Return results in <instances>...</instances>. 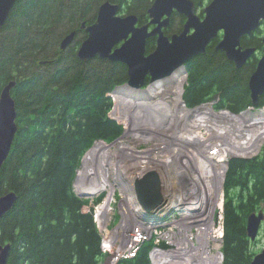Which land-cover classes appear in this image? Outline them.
Here are the masks:
<instances>
[{"label": "trees", "instance_id": "1", "mask_svg": "<svg viewBox=\"0 0 264 264\" xmlns=\"http://www.w3.org/2000/svg\"><path fill=\"white\" fill-rule=\"evenodd\" d=\"M103 1L18 0L0 28V93L9 81H16L11 94L17 114V131L0 168V195L16 194L13 206L0 218V244H11L5 264L101 262V234L92 214L83 211L89 199L75 192L74 180L94 142L110 143L123 131L109 116V93L127 81L125 65L98 56L82 61L77 55L86 36L81 23L93 22ZM109 1L121 14H136L140 22L147 21L153 2ZM195 2L201 6L204 0ZM73 30V41L60 49L61 39ZM263 33L264 21L241 39L243 47H255L256 52L240 68L214 49L216 40L205 53L190 58L186 105L218 95L216 109L239 113L250 106L248 80L262 51ZM153 44L151 39L147 49ZM258 106H264V93ZM223 188V264H250L257 239L250 240L246 222L250 213L264 208V141L257 155L229 159ZM150 247V242L144 243L134 257L117 264H150Z\"/></svg>", "mask_w": 264, "mask_h": 264}, {"label": "built area", "instance_id": "2", "mask_svg": "<svg viewBox=\"0 0 264 264\" xmlns=\"http://www.w3.org/2000/svg\"><path fill=\"white\" fill-rule=\"evenodd\" d=\"M185 81L183 72L178 81L167 84L171 87L158 88L159 94L153 95L152 102L140 100L143 104L137 113L144 115L142 124L145 125L142 130L135 127L129 135L145 148L131 145L127 158L140 161L139 166L144 168L132 176L126 171L128 167L114 163L107 170V183L101 190L106 191V195L91 209L102 235L101 250L105 255L114 253L113 262L134 257L145 242H150L151 264H215L207 250L217 252L218 264L222 263L221 251L214 252L211 246L219 248L223 238V183L228 161L231 156H252L257 149L251 146L244 132L228 130L226 110L216 111L210 102L186 107L182 100ZM122 92V87L115 88L111 94L114 102ZM177 101L186 111L185 120L173 118ZM151 106L155 109L154 116ZM137 113L131 116L133 120L137 121ZM148 114H152V121L147 119ZM209 116L215 120L220 117L221 122L212 126L203 124L197 135L183 131L188 122ZM146 153L158 160L160 166H146L140 158ZM149 168L156 169L161 176L165 201L157 212L147 215L132 200L123 202L127 199L123 185H130ZM116 190L120 196L118 204L114 196ZM117 212L120 216L116 221ZM206 227L210 232L208 239L203 233Z\"/></svg>", "mask_w": 264, "mask_h": 264}, {"label": "water", "instance_id": "3", "mask_svg": "<svg viewBox=\"0 0 264 264\" xmlns=\"http://www.w3.org/2000/svg\"><path fill=\"white\" fill-rule=\"evenodd\" d=\"M17 1L0 0V28ZM173 11L183 14L186 20L180 32L167 36L162 28L168 25ZM147 14L149 21L138 25L136 14L120 15L116 3L103 1L95 20L87 25L85 21L81 24L87 36L78 47V58L88 61L98 56L111 62H122L127 66V81L124 84L140 89L145 85L146 75L152 84H156L179 68H185L190 58L205 53L208 44L221 33L216 49L223 51L227 60L240 68L255 52V47H243L241 39L254 32L264 21V0H210L203 8L202 18L195 12L193 0H153ZM150 25H154L151 30L148 29ZM75 33L73 30L61 39L60 49H65L73 41ZM151 36H156L155 46L146 53V41ZM262 45V54L248 80L251 104L254 106L258 105L264 93V34ZM15 85V80L9 81L0 93V168L10 153L17 131L16 106L11 94ZM131 191L135 203L147 215L157 212L164 202L157 170L149 169L137 176L131 184ZM76 193L80 197L91 196L88 192ZM15 200L16 194L12 191L0 195V218L11 209ZM263 220L262 209L248 215L246 230L250 240L257 238ZM10 249V243L0 244V264L7 262ZM113 256L108 255L104 264H112ZM250 264H264V248L253 256Z\"/></svg>", "mask_w": 264, "mask_h": 264}, {"label": "bare ground", "instance_id": "4", "mask_svg": "<svg viewBox=\"0 0 264 264\" xmlns=\"http://www.w3.org/2000/svg\"><path fill=\"white\" fill-rule=\"evenodd\" d=\"M175 81H178V77L176 75L171 78L170 83H174ZM164 84L167 85L165 82ZM167 86L171 87L169 85ZM141 92H132L129 88H127L124 92L118 94L116 98L113 114L119 117L125 124H127L124 135L129 134V132L132 131L135 127L140 130L144 128L145 124L139 122L135 123L136 120H133L131 116L137 113V110L143 104V102L140 101L141 99L152 102L151 99L153 97H151V95L159 94V89H153L150 87ZM207 107L209 108V105H207ZM151 113L153 114V116L155 115V109L153 106H151ZM152 114L147 115V119L150 121H152ZM172 115L173 118H175V120L177 121L185 120L186 111L180 102H176V110L175 112H173ZM225 120L229 131H236L239 133L244 132L249 138L248 141L251 142V146H253L255 149L260 147V143L264 138V110L258 111L254 114H251V112L248 111L244 114L237 116L227 114ZM217 122H221L220 117L216 120L213 119L212 116H209L208 118L200 117L198 119H195L194 121L188 122L185 125L183 131H191L192 133L197 135V131H201L200 128L203 124H210L212 126ZM119 139L116 142L109 144L102 141H98L92 147V149L89 150V152L85 155L83 159V167L82 169H80L76 181L80 188H89L86 189V191H94L96 188L99 187H97V185H103L107 183L106 170L109 166L113 164V162L119 161L123 164L124 168L128 167L126 171H128L132 176L143 170L144 167L139 166L140 161L130 160L129 158H127V156L130 154L129 152L132 151V146L130 144L121 142ZM245 144L247 145V148H249L247 142H245ZM112 146H114V148H112ZM123 151L126 152L120 155V153ZM140 158L141 161L146 162V166H160L159 161L150 156L149 153H146L145 156H141ZM95 170L98 171L95 172ZM123 186L124 193L128 194V197L124 200V202L126 203L127 201H133L129 185L126 186L124 184ZM203 233L205 234L206 239L210 238V232L208 227L204 228ZM207 253L210 255V258L215 262V264H218L220 262V257L217 252L211 253L210 250H207ZM193 261L196 260L194 259Z\"/></svg>", "mask_w": 264, "mask_h": 264}, {"label": "flooded vegetation", "instance_id": "5", "mask_svg": "<svg viewBox=\"0 0 264 264\" xmlns=\"http://www.w3.org/2000/svg\"><path fill=\"white\" fill-rule=\"evenodd\" d=\"M194 1V4H195V12L202 18L203 17V8H202V5L201 6H197L196 5V2H195V0H193ZM118 13H119V6H118ZM120 15H125V14H121V13H119ZM148 15V14H147ZM95 20V19H94ZM185 20H186V17L183 15V14H180L179 12H177V11H173L172 13H171V15L169 16V22H168V25L166 26V27H163L162 29H163V32H164V34H166L167 36H171L172 34H174V33H177V32H180L181 30H182V28H183V24H184V22H185ZM149 21V16H148V19H147V21H145V22H140L139 21V18H138V25H141V24H144V23H147ZM86 23V22H85ZM92 23V22H91ZM180 23V27H176V26H178V24ZM82 24V23H81ZM88 24H90V23H88ZM87 25V24H86ZM173 25V26H172ZM172 26V29H171V31H169V28ZM154 27V25H150L149 26V30H151L152 28ZM176 27V28H175ZM80 28H81V26H80ZM83 31H84V29L83 28H81ZM85 32V31H84ZM86 33V32H85ZM253 33V32H252ZM251 33V34H252ZM86 36H87V33H86ZM85 36V37H86ZM220 36H221V33H219V35H218V37L217 38H215L214 40H216V42H215V46H216V43H217V41H218V39L220 38ZM246 36H248V35H246ZM244 37V36H243ZM242 37V38H243ZM85 39V38H84ZM151 39H153V41H154V46H155V41H156V36H151V37H149L148 39H147V41H146V46H145V52L146 53H149V52H151L153 49H154V46L151 48V49H147V45H148V42L151 40ZM214 40H212V41H214ZM211 41V42H212ZM82 42V41H81ZM210 42V43H211ZM80 45V44H79ZM242 45V44H241ZM243 46V45H242ZM79 47V46H78ZM214 49L215 50H218V49H216V47H214ZM219 51H221V50H219ZM206 52V51H205ZM223 54H224V52L223 51H221ZM255 52H256V48H255ZM254 52V53H255ZM253 53V54H254ZM261 53H262V51H261ZM252 54V55H253ZM250 56L249 58H248V60H250V59H253L252 57L253 56ZM261 55V54H260ZM224 56H225V54H224ZM226 57V56H225ZM260 57V56H259ZM259 57H258V59H259ZM227 59V58H226ZM258 59L256 60V64H257V62H258ZM247 60V61H248ZM246 61V62H247ZM245 62V63H246ZM122 63V62H121ZM233 63V62H232ZM124 64V63H123ZM234 64V63H233ZM125 65V64H124ZM234 66H235V64H234ZM125 67H126V72H127V66L125 65ZM255 67H256V65H255ZM148 81H150L149 80V76L148 75H146V77H145V82H148ZM159 82H161V80L159 81ZM213 99H215L216 101H218V95H214L213 96ZM155 118V117H154Z\"/></svg>", "mask_w": 264, "mask_h": 264}, {"label": "rangeland", "instance_id": "6", "mask_svg": "<svg viewBox=\"0 0 264 264\" xmlns=\"http://www.w3.org/2000/svg\"><path fill=\"white\" fill-rule=\"evenodd\" d=\"M209 1L208 0H204V2H203V4H202V8H204L205 7V5L208 3ZM119 118V117H118ZM120 119V118H119ZM120 121H121V119H120ZM124 125V124H123ZM125 127H127V124H125ZM125 131H126V129H125ZM121 142H123V143H127V144H130V145H132L134 148H137V149H143V148H145V146L143 145V144H141V143H136V142H134L132 139H131V136L130 135H124L123 134V136L119 139ZM99 142H101V141H99ZM106 143V142H105ZM109 144V143H108ZM112 148H114V146H112ZM126 151H123V152H121L120 153V155H122V154H124ZM143 152H145V151H143ZM141 155H143V153H141ZM145 155V154H144ZM120 160H121V158H120ZM119 162V161H118ZM80 169H82V167L80 166L79 167ZM103 170V169H102ZM101 170V171H102ZM98 170H95V172H97ZM94 181V180H93ZM105 184H101V185H99V187H102V186H104ZM98 187V188H99ZM98 188H96V189H98ZM75 189L78 191V192H81L82 190H80V186L77 184V182L75 183ZM81 189H85V191H86V189H89V188H81ZM95 189V190H96ZM86 192H90V191H86ZM94 193V192H93ZM93 195H95V193L93 194ZM91 197V196H90ZM89 197V198H90ZM264 207V206H263ZM119 213H116V218H117V220H118V218H119ZM116 220V221H117ZM257 240V242L255 243V245H254V247H255V249H257V252H259L261 249H263L264 248V221L262 222V224H261V226H260V229H259V232H258V235H257V238H256ZM211 249H212V251H217V250H220L221 248L219 247H215V246H211Z\"/></svg>", "mask_w": 264, "mask_h": 264}]
</instances>
